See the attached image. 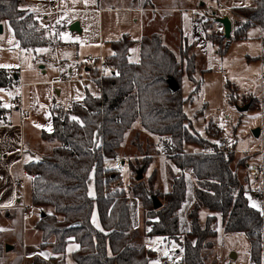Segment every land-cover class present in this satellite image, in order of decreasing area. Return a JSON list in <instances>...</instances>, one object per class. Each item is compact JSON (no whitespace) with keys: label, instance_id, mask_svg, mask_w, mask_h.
I'll return each mask as SVG.
<instances>
[{"label":"trees","instance_id":"obj_1","mask_svg":"<svg viewBox=\"0 0 264 264\" xmlns=\"http://www.w3.org/2000/svg\"><path fill=\"white\" fill-rule=\"evenodd\" d=\"M23 0H0V23L9 22L22 49L47 44L34 14L22 7ZM236 19L229 40L216 29L219 23L213 16L202 20L206 38L224 56L231 42L250 38V31L258 26L264 30V0L251 5L232 8ZM133 40L128 34L112 43V55L106 61L111 71L96 80L99 95L88 92L83 102L72 104L68 111L54 112L50 129H43L42 137L54 143L50 153L40 159L27 161L26 170L32 174V204L40 208L36 222L42 233L41 248L50 247L53 254H65L69 243L78 244L72 252L77 264H154L156 251L138 242V229L132 218L129 197L124 190L111 189L119 171L105 164L107 158L117 156L124 135L139 120L141 126L154 134L172 135L186 143L218 147L193 130L184 112L182 79L184 74L195 80L196 53L190 47L181 51V58L163 42L159 33L140 40L139 62L130 60ZM262 60L261 56L248 57ZM17 74V73H16ZM96 70L93 75L96 76ZM174 77L180 84L177 92L169 89L168 80ZM13 71L0 68V88L15 84ZM227 86H230L228 84ZM234 97V93L231 94ZM250 100V97L245 103ZM255 98L251 107L255 106ZM7 109L0 100V121ZM75 118V119H74ZM209 127V133H211ZM220 135V129L215 130ZM172 159L185 173L175 175L170 191L163 194L165 202L155 209L152 196L140 180L132 189L147 210L148 236H163L179 244L181 264H204L202 250L211 245L208 237L217 231L211 228L216 215L200 223L199 213L206 209L220 214L225 232H244L251 243V260L264 264V211L252 207L250 188L241 183L232 167L234 152L205 153L173 149ZM247 165V160H239ZM245 163V164H244ZM150 161L143 165L147 169ZM94 179L96 194L88 193V183ZM191 178L196 179L195 202L188 217L190 229L182 231L181 210L187 203ZM94 207L100 226L92 221ZM45 212V215L42 213ZM1 248V247H0ZM0 249V258L5 254ZM33 264H48L35 256ZM57 264H64L60 260ZM158 264H162L158 262Z\"/></svg>","mask_w":264,"mask_h":264},{"label":"rangeland","instance_id":"obj_2","mask_svg":"<svg viewBox=\"0 0 264 264\" xmlns=\"http://www.w3.org/2000/svg\"><path fill=\"white\" fill-rule=\"evenodd\" d=\"M28 1L34 4L36 11L39 13L40 23L44 27H47L40 28L47 44L53 43L55 40V28H57V25L64 23L66 25L70 24L69 29L75 22H79L80 27L82 25L81 23L85 25L84 32H62V34L58 36V38L63 40L62 44L65 46L47 49L46 62H48V74L45 77L51 79L57 78L61 73L72 77L75 75V77L84 75L83 73L78 74L75 72L71 74L68 71L69 64H93L94 61L88 62L87 59L90 57L95 60V58L99 56L100 39L102 38V40H104L111 37H119L116 31H130L134 38H140L142 33L148 35L153 30L163 29V34H168L172 37V42H169V44L171 43L170 45L173 49L169 47L180 59L181 51L188 46H183V44L182 46L179 45L180 41L177 30H174L173 25H175V23L179 25L181 20L180 17L187 12L193 23L191 31L193 45L188 50V54L196 53L198 67L195 80H190L186 74H184L182 79V96L187 99L183 106L184 112L192 123L194 132L198 133L201 137L210 140L209 142L215 143L217 146H219L222 139H227L231 143L234 149L232 167L238 173L241 183H243L246 188H250L248 179H250L251 175L254 173L251 171V167L247 165L248 163H253V156L260 155L257 149L264 144V67L260 62H256L257 60L252 61L249 60L248 57L252 55L257 56L264 50V39L248 38L233 41L227 53L221 56L217 52V46L215 44L210 43L211 47L206 44L207 41L204 37V33L200 29V24H198V19L203 12L198 13L196 10H184L177 13L167 11L156 14L153 18H148L149 20L147 19L148 21L146 20L147 22H145V25L141 27V22L136 24L132 21L131 12H125L119 9H106L103 13H99L98 10L95 9L99 4L111 7H129L135 3H160L166 6L188 7L189 5V7H200L201 4L205 2L208 6H218V1H221L229 7L227 13L224 15H230L232 17L234 29L236 16L230 7L251 5L253 0H54L55 7L59 8L61 11L51 9L48 0ZM223 13L224 12L216 11L214 15L222 17L220 15ZM209 16L212 15L209 14ZM146 18L147 17L144 19ZM81 20L83 22H81ZM218 27L224 34L223 25ZM108 31L112 33L110 32V34H107ZM250 33L252 35L254 31L251 30ZM0 38L5 41V43H0V68H7L10 71L14 70L18 73L20 72L22 81H31L37 79L36 77L43 76L40 72L42 70L40 66L43 64L38 66L37 60H34V48L23 49L20 55L18 48H16L14 33L9 22H7L5 32L0 33ZM5 46L8 48H5ZM52 49H54V51ZM36 51L45 52L38 47H36ZM105 51H108L107 47ZM5 65L8 67H3ZM221 67H224L225 70H221ZM204 69L209 70L207 71ZM85 81L60 85V87L64 89V97H56L55 93H53L54 95H52L50 99L46 98L43 101L45 104L44 110H41L38 105L41 104L42 101L39 99V96H35V89L39 87H50L34 85L32 87L21 88L23 99L27 98V91L30 88L32 89L31 105L34 116L30 118L40 116L42 118L43 128L50 129V116L51 113H54L53 109L55 103H63L67 106L72 99L83 102L87 93L86 88L93 95L99 94L100 88L96 81ZM228 81L231 83L230 86H226ZM21 89L18 87V84L11 87H1L0 100L3 106L12 108L14 106V101L17 99L16 97L20 96ZM67 90L70 93L65 97ZM232 93H234L235 97L233 99L231 98ZM249 97L250 100L244 104ZM253 98H255V106L247 110L239 109V107H243L250 102L252 103ZM71 108L72 106L65 110L68 111ZM211 125L213 127H211V133H209V127ZM217 128L221 131L220 135H217L215 131ZM258 128L261 129V134L260 136H255L254 130ZM51 147L52 145H49L47 142L40 143L37 157H41L42 154L45 156L50 153ZM207 148L211 149L212 146L186 143L179 137L169 134L158 135L151 133L145 130L141 126L140 121L137 120L134 125L126 131L124 140L117 150V155L126 156L127 159L124 164V169L119 171L120 177L113 181L111 189L119 188L126 192L130 200L131 212L133 210V223L139 233V237H137L138 242L156 251V261L159 263L167 258H173L176 264H181L182 254L178 252L181 247L177 242L171 241L163 236L147 235V231L150 228L147 223L148 212L141 201L133 196L132 191L133 187L140 181L137 180L138 171L141 169L143 170V178L141 180H143V185L147 190L154 194L161 195V201L164 203L165 199L163 194L171 190L173 177L185 173V171L182 172L173 161L171 157L173 149L185 152H205ZM0 150L2 149L0 148ZM3 151L4 152H0V205L7 206H5L6 208L0 209V249L5 250L6 253L2 254L0 264H10L21 249L18 243H15V238L6 234L15 229L13 222L16 220V214L14 213V209L8 206V204L14 203L15 200L11 202L13 196L16 193L21 196V191H23V186L19 189L18 187L20 186L17 187L16 184H14L16 179L23 178V176H21L22 159L19 149L16 152L13 150H8L7 152L5 150ZM13 153L14 156H17L11 160ZM244 158L247 160V165H239V160ZM28 160L29 157L26 156L25 161L27 162ZM148 161H150V164L145 170L143 169V165L148 163ZM105 164L115 168V161L112 158H107ZM27 178L28 177H26V182ZM30 180L31 179L28 178V185H24L25 197L23 202L27 203L26 205L29 207V212L34 213L33 216H29L25 219L24 229L25 235L28 231L31 235L29 238L32 237L33 240L36 239V242L39 243L42 241V233L37 228L36 222L40 219L41 211L39 207H35L32 204V184ZM190 182L191 186L188 200L180 213L183 236L184 233L190 229L188 214L195 202L194 188L197 186V181L191 178ZM88 193L91 197H95L96 189L93 177L88 183ZM250 198L252 197L250 196ZM257 207L264 209V200L262 203L260 201ZM30 213L26 214V216ZM218 215L219 217L216 216V220L211 221V228L217 231V235L215 237H208L206 242H211L212 244L204 247L202 250L204 264H250L251 243L248 236L244 232H225L223 230V219L220 214ZM92 220L93 223L99 227L100 224L95 207L92 213ZM206 221L207 220H203V226L206 225ZM7 243H12L16 246H13V249L11 248L7 251ZM32 244L34 245L35 242ZM10 246L12 245L10 244ZM77 246L78 244L74 242L70 243L67 247L66 257ZM43 251L42 255H44ZM234 254H236L235 258H233ZM34 258L35 256L33 259L31 258V260H27L26 262L23 260L22 264H33ZM62 260L64 264H66V259L64 258ZM59 261H57L56 264Z\"/></svg>","mask_w":264,"mask_h":264},{"label":"crops","instance_id":"obj_3","mask_svg":"<svg viewBox=\"0 0 264 264\" xmlns=\"http://www.w3.org/2000/svg\"><path fill=\"white\" fill-rule=\"evenodd\" d=\"M218 2H219L218 6H213V5L208 6V5H206L205 2H203L200 7H189V5H188V7L166 6V5H163L160 3H158V4L135 3V4L130 5L129 7H111L108 5H100L99 4L95 10H98L99 13H103L106 9H119V10H122L125 12H131L132 21H134L136 24L141 22V27L143 25H145V22H147L149 20L148 18H153L156 14L164 13L167 11L177 13L179 11H184V10L185 11L196 10L198 13L203 12L202 15L198 19V21H199L198 24H200V29L204 33V37L207 41L206 44H208V46L211 47L210 43H212V44H214V43L211 40L206 38L205 31L201 25V22L205 18L209 17V14H211L213 16V18L217 17L214 15L216 11L213 9L219 8L221 6H226V8H229L225 3H222L221 1H218ZM21 5L23 8L28 9L29 11H31L34 14L35 18L38 20L40 28L41 27L47 28V27H44L40 23L39 13L36 11L33 3H31V2L29 3L28 0H23ZM234 7H236V6H234ZM230 8H233V7H230ZM53 10L61 11L59 8L55 7V3H54ZM217 11L224 12L220 16H223L225 13H227V10H217ZM145 17H147V18L144 19ZM230 18H231L232 23H233V19L231 16H230ZM180 19L181 20H180L179 25H178V23H175V25H173L174 30H177V35H178L179 41L181 42V43L179 42V45L182 46V44H183V46L187 45L188 47H191L193 45L192 44L193 39L191 36L192 35L191 31H192V26H193L192 19L189 17L187 12H185L182 15V17H180ZM81 22H83V21L81 20ZM1 24H3V32H5V29L7 28V22H3ZM81 24H82L81 25L82 28L80 27L81 28L80 32H84L85 25L83 23H81ZM220 25H222V24H220ZM69 26H70V24L66 25L65 23L57 25V28H55L56 29V31H55L56 35L54 34L55 40L53 41V43H49V44L38 47V48H40V50L42 49L45 52H42V51L37 52L36 48H34V51H35L34 52V55H35L34 60H37L38 66L40 64H43L40 66V68L42 69L40 72L42 73L43 76L36 77L37 79L31 80V81H22L20 72L18 73V72H15L13 70V73L15 75H17V77H15L16 82L14 85L18 84V87H20V89L24 88V87H29V86L32 87L34 85H38V86L44 85V86L50 87V88H40L39 87V88L35 89V96L36 97L39 96V99L42 101L41 104H38L39 107L41 108V110L45 109L44 108L45 104L43 103V101L46 98L50 99V97L52 95H54L53 93H55L56 97L57 96L60 98L64 97V89L62 87H60V85L73 83V82L74 83L84 82L85 80H94V79H88V78L94 77L93 73L96 70L98 71V63H97L96 59L99 56H102L105 59H107L108 56L112 55V53H113L112 52V46H111L112 43L116 40H119L125 34H128L130 36V38L133 40V45L130 49V60L132 62H139V60H140V53H141L140 40L144 36H149V35L151 36L154 33H159V34H161L164 43H166L168 46H170L172 48V46L170 45L171 43L169 44V42H172L171 41L172 37H170V35H168V34H163V29L153 30L148 35L142 33L140 38H134L130 31H127V32L116 31L117 32L116 34L119 35V37H115V38L111 37L109 39H104V40H102V38L100 39L99 56L96 57L95 60H93L94 61L93 64H85V65H80V64L76 65L75 63L69 64L68 71L71 74H74V72H75L78 74L83 73L84 75H79V77H75L76 75L74 77L70 76L74 79L73 81H70V82H65V81L63 82V81L59 80L60 75H64V73H61L57 78H54V79L46 78L45 76L48 74V62H46L47 49L65 46L64 44H62L63 40L58 38V36L61 35L62 32H64V33H66V32H70V33L78 32V31L71 30V27L69 29ZM218 26L219 25H216L215 28L220 29ZM12 30H13V28H12ZM252 30L254 31V33L252 35L250 33V38H258V39L262 38V39H264V30H262L258 26L254 27ZM3 32H1V33H3ZM110 32L111 31H108L107 34H110ZM13 33H14V31H13ZM232 33H233V30H232ZM190 36H191V41H190ZM14 37H15V35H14ZM71 37H73V36H71ZM15 41H16V48H18V51L20 52V55H21V50L23 51V49L20 48L19 43L16 40V38H15ZM0 43H5V41L0 38ZM47 46H49V47H47ZM106 47L108 50L107 52L105 51ZM5 48H8V47L5 46ZM209 49H211V48H209ZM52 50L54 51V49H52ZM263 52H264V50L260 54H258L257 56H261L263 54ZM254 56L255 55H252L251 57H254ZM87 61L93 62V61H90L88 59H87ZM252 61H255V60H252ZM256 62H260L264 67V64H263L261 59L257 60ZM5 69H7V68H5ZM204 70L208 71L209 69H204ZM221 70L224 71L225 70L224 67H221ZM22 76H23V73H22ZM65 76H67V75H65ZM263 77H264V72H263ZM94 81H96V80H94ZM85 82H87V81H85ZM228 84L231 85V83L229 81L226 83V86ZM235 86H236V84H235ZM86 92L87 93L89 92L87 88H86ZM31 93H32V89L30 88L27 91V98L23 99V94H22V89H21L20 96L16 97L17 99L13 103L14 106L12 108H7L4 106L8 111L5 115V118L0 121V148L2 149V150H0V152H4L3 150H5L6 152L8 150L9 151L13 150L16 152L19 149V153H20V156L22 159V168L26 164V161H25L26 156L29 157L28 161L33 160V159H40L42 156H44V154H42L41 157L39 156L40 158L37 157L39 154L38 151H39V144L40 143L47 142L49 145H52V147L54 145V143L52 141L44 140V138L42 137V131L44 129L42 126V118L40 116H36V118L35 117L30 118L31 116H34L33 111H32V105H31V101H32ZM69 93L70 92L67 90L65 97L67 95H69ZM99 94H100V92H99ZM99 94H97V95H99ZM28 95H29V97H28ZM54 98H55V96H54ZM78 102H79L78 100L72 99V101H70L69 105H67V106L64 105L63 103H58V104L55 103V107L53 109V112L60 111V106H64L65 109H69L70 106H72V104L78 103ZM20 105L22 106V108L24 110H27L29 112L28 115H23L21 113V111L19 109ZM250 108H251V106H250ZM53 114L51 113V116H50L51 119H52ZM31 119H33V120H31ZM50 123H51V121H50ZM260 134H261V132H260ZM263 142H264V140H263ZM52 147H51V149H52ZM260 148L257 149L259 152H260ZM51 149H50V151H51ZM14 153H13V156L11 157V160L17 156V155L14 156ZM4 156H5V154H4ZM252 162L253 163H248L247 166L251 167L253 165H263V167H264V153L260 152V155L253 156ZM22 168H21V176H23L22 175ZM26 177H28L29 179L32 178L31 175H27ZM26 177H25V185H28V178H27V182H26ZM21 179H22V177H21ZM30 182H31V180H30ZM248 183L250 185V196L252 197L250 199H252L251 200L252 204H253V202L258 204L260 201L262 203V201L264 200V198H263L264 197V170L259 175L252 174L251 178L248 179ZM18 188L20 189L21 187H18ZM259 189H262V190H259ZM24 193H25V190L23 188V191H21V196H19V194L16 193L14 195L15 197L13 196V198L11 200V202H13L15 200L14 203L8 204V206H10L11 208L14 209V213L16 214L15 215L16 220H14V222H13L15 229L12 230V232L7 233L6 235H11V237L15 238V240H16L15 243L16 244L18 243V245L21 248L20 251L18 252V254H16L15 257L12 259L10 264H22L23 260L26 262L27 260H31V258L33 259L34 256H40V257L46 259L49 264H56L57 261L62 260L64 258L66 259V264H77V262L72 257V252L75 249H77L78 246L75 247V249H73L67 257H66L67 253L55 255L52 253V250L50 247L41 248V246H40L41 242L37 243L36 239L33 240L32 237L29 238V236H31V235L29 234L28 231H27V234L25 235V229H24L25 219L29 216H33L34 212H31V213L29 212L30 214L28 216H26L25 212L23 211L21 205H23L22 203H23L24 197H25V196L23 197ZM15 202H17L18 204ZM25 204H27V203H25ZM5 206H7V205H0V209L6 208ZM257 208H259V207H257ZM132 214H133V210H132ZM210 215H216L219 217V215L217 213H214L212 211H209L206 209L200 210L199 218H200V223L202 226H203V220H207V217ZM97 216H98V212H97ZM132 218L134 219V215L132 216ZM98 221H99V217H98ZM99 224H100V222H99ZM41 238H42V235H41ZM34 242H35V244L33 245L32 243H34ZM7 244H9V243H7ZM10 244L12 245V249H13V246L14 247L16 246L15 244H12V243H10ZM43 250H45V251H43ZM42 251H43L44 255H42ZM178 252H180V249L178 250Z\"/></svg>","mask_w":264,"mask_h":264},{"label":"built area","instance_id":"obj_4","mask_svg":"<svg viewBox=\"0 0 264 264\" xmlns=\"http://www.w3.org/2000/svg\"><path fill=\"white\" fill-rule=\"evenodd\" d=\"M48 3H49V6L53 9L55 1L54 0H48ZM213 10H215V11L227 10L228 11V8H226V6H221L219 8L213 9ZM88 60L93 61L94 59L88 57ZM96 60L98 63V74L96 76L88 78V79L101 80L105 75H107L111 71V67L109 66V64L107 63V61L104 57L99 56ZM59 80L63 81V82L64 81L70 82V81H73L74 79L70 76L60 75ZM19 109L23 115L29 114V112L27 110H24L21 105L19 106ZM60 110H65V107L60 106ZM205 152L206 153L224 152L226 155H228L229 153L234 152V149H233L231 143L227 139H222L217 148L212 146L211 149L207 148V150H205ZM260 152L264 153V145L260 148ZM112 159L115 161V168L118 171H122L124 169V164H125L127 157L123 156V155H117V156L113 157ZM263 170H264L263 165L251 166V171L254 174L259 175L263 172ZM181 171L184 172L185 169H181ZM22 175H23V178L15 180L14 184H16L17 186H20V187L23 186V188H24V185H25L24 177H26L27 175L32 176V174H30L26 170L25 166H23ZM23 197H24V194H23ZM22 209L24 210L25 214L29 213V207L25 203L22 205ZM162 264H176V261L173 258H167L166 260H164L162 262ZM250 264H257V263L254 260H251Z\"/></svg>","mask_w":264,"mask_h":264},{"label":"water","instance_id":"obj_5","mask_svg":"<svg viewBox=\"0 0 264 264\" xmlns=\"http://www.w3.org/2000/svg\"><path fill=\"white\" fill-rule=\"evenodd\" d=\"M214 20L217 23L223 25V27H224V34L223 35L225 36V38L227 40H229L231 35H232V30H233V23H232V20H231L230 16L229 15H224L222 17H214ZM71 30L80 32L81 28H80L79 22H75L74 24H72ZM1 32H3V24L0 23V33ZM15 77H17V75H15ZM168 84H169V89L172 92H177L180 89V84L174 77H171L168 80ZM250 106H251V102L246 104L243 107H239V109L240 110H247V109L250 108ZM260 132H261V129H259V128L254 130L255 136H259ZM142 178H143V170L141 169V170L138 171L137 180H141ZM152 200H153V205H154L155 209H159V208H161L163 206V202L160 200V198L157 195H153L152 196ZM42 214L45 215L44 212ZM11 248H12V246L6 245V250L7 251L10 250ZM235 257H236V254L233 255V258H235Z\"/></svg>","mask_w":264,"mask_h":264},{"label":"snow or ice","instance_id":"obj_6","mask_svg":"<svg viewBox=\"0 0 264 264\" xmlns=\"http://www.w3.org/2000/svg\"><path fill=\"white\" fill-rule=\"evenodd\" d=\"M3 67H8L7 65L3 66ZM75 119V118H74ZM39 127V126H38ZM252 207H257V204L255 202H253ZM261 211H264V209H261ZM154 264H158V262H154Z\"/></svg>","mask_w":264,"mask_h":264}]
</instances>
